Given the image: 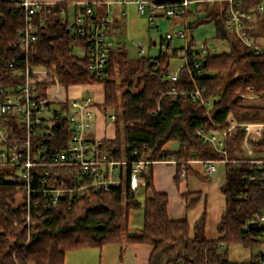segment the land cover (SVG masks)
Segmentation results:
<instances>
[{
	"label": "trees",
	"instance_id": "trees-1",
	"mask_svg": "<svg viewBox=\"0 0 264 264\" xmlns=\"http://www.w3.org/2000/svg\"><path fill=\"white\" fill-rule=\"evenodd\" d=\"M79 1L89 2L94 7L91 19L104 12L105 6L97 2L106 0H64L51 6V14H46L47 7H44L35 17L39 39L28 60L33 66L52 72L67 94L82 85L104 87V102L99 109L105 115L114 116L116 137L100 141L101 154L110 161L125 163L118 171L121 185L104 194H91L70 207L65 198L57 206L41 209L43 218L34 216L37 224L32 227L19 222L24 210L16 205L17 185L0 181V264H65L66 255L71 251L102 249L108 244L152 246L151 264L161 257L165 264L180 261L184 264H260L258 257L232 263L227 247L239 244L253 249L264 244V240L258 238L262 229L250 227L255 216L264 213V169L260 170L257 165L264 160L244 156L245 133L239 127L228 133L226 153L204 143L196 133L200 129L204 132L228 131L231 119L238 124L264 123V109L245 107L242 97L250 94L252 89L253 95L264 100V52L256 54L243 46L236 36L228 34L226 38L230 41L231 51L206 56L203 76L193 78L189 72L191 67L183 66L178 81L172 83L167 75L171 72L173 55L161 50L156 56L134 60L124 46H119L111 51L106 69L100 74L93 73L87 55L78 57L72 51L78 47L87 52L89 43L79 35H72L68 16L63 18L59 14L61 10L69 12L71 4ZM215 6L203 14L193 13L188 8L181 16L187 22L185 31L190 50L197 46L190 33L200 26L214 23L217 38L222 36L226 18L222 5ZM254 7L252 1L244 4L248 11ZM41 18H46L45 26L38 24ZM25 26L20 0H0V84L9 80L8 63L16 56L12 46ZM239 70L240 74H236ZM171 87L175 88L176 94H168ZM198 88L203 89L201 97L209 103L207 107L201 100L192 101L188 95ZM68 131L63 125L52 132L53 137L47 135L43 142L51 149H59L66 145ZM174 143L178 144L177 149L168 148ZM260 146L264 149V137ZM224 160L226 181L221 192L226 209L218 224L221 236L207 240L199 234L189 239L188 222L172 221L168 216V195L155 191L152 165L174 161L176 181L183 170L186 175L209 181L210 178L200 176L192 169L191 162ZM140 161L147 163L144 185L132 189V170ZM69 174L55 169L52 184L79 186V179ZM138 191L144 195L143 202L136 198ZM182 197L187 209H192L199 204L202 195L186 193ZM89 204L94 206L86 210L75 226H69L68 219ZM111 204L123 206L124 230L122 224L113 225L115 214L108 207ZM134 207L142 208L144 213L143 226L136 231L128 228V216Z\"/></svg>",
	"mask_w": 264,
	"mask_h": 264
},
{
	"label": "built area",
	"instance_id": "built-area-1",
	"mask_svg": "<svg viewBox=\"0 0 264 264\" xmlns=\"http://www.w3.org/2000/svg\"><path fill=\"white\" fill-rule=\"evenodd\" d=\"M252 1L255 9L264 13V0H214L210 3L222 5L225 14V31L236 36L243 46L262 54L264 49L251 37L248 30L250 12L244 9V4ZM25 14L26 26L18 33V41L13 44L16 56L8 63L10 77L8 82L0 84V181H10L17 185L19 195L17 206L24 210L19 222L27 226H35L36 218H43L41 209L48 210L57 206L66 198V204L86 198L91 194H104L113 187L121 185L118 171L124 162H113L106 155L101 154L100 140L91 137L95 122L96 104L88 95L91 85H82L84 89L80 95L67 94L57 77L45 68L30 64L28 55L39 39L38 26L35 17L47 7L46 14H51V6L33 0H20ZM113 3L128 6L134 4L138 13L149 18L150 23L159 16L172 18L182 16L191 5L189 0H179L175 4L169 2L161 5L155 0H117L105 1L97 4L105 6L104 12L94 16V7L89 2L79 1L71 4L73 19L69 24L72 35H79L89 43L88 51L84 53L90 60L89 69L93 73H102L109 62L110 53L114 43L109 35V26L112 18L109 6ZM201 4V2H196ZM108 7V8H107ZM60 16L67 17L65 10L60 11ZM40 26H45L46 18L38 21ZM174 34H167L162 44V49L167 50L168 42L173 40ZM176 37L187 41V33L178 31ZM214 48L208 42L197 45L194 50L186 43L181 58L183 65L174 72H169L167 79L176 83L179 79L180 69L183 66L191 67L190 75L193 78L203 76L204 59L212 54ZM146 46L139 47V53L145 55ZM86 90V91H85ZM171 87L168 94H176ZM203 89H196L188 93L192 101L201 100L203 106L208 102L202 99ZM245 99L251 97L252 89ZM254 96V95H253ZM114 121V116H110ZM66 125L69 137L66 145L59 149H51L43 141L48 135L53 137V131ZM228 131L212 130L197 131L204 143L210 144L220 153H226L225 140L228 133L239 127L245 133L244 146L249 156L253 155L251 146L258 144L264 137V124L242 123L230 120ZM173 162L174 161H167ZM222 162H203L204 177L212 178ZM236 165V161L233 162ZM260 170L264 169V162H258ZM55 169L70 172V176L78 178L79 186H55L52 178ZM147 172V163L140 161L132 170L131 187L136 189L144 185V175ZM182 178L186 177L183 170ZM35 216V217H34ZM253 223L262 226V233L258 238L264 240V213L255 216ZM18 222L15 223L17 225ZM260 264H264V253L258 255ZM177 264H184L183 261Z\"/></svg>",
	"mask_w": 264,
	"mask_h": 264
},
{
	"label": "crops",
	"instance_id": "crops-1",
	"mask_svg": "<svg viewBox=\"0 0 264 264\" xmlns=\"http://www.w3.org/2000/svg\"><path fill=\"white\" fill-rule=\"evenodd\" d=\"M33 1L44 5L53 6L55 4L62 3L64 0H33ZM106 1L115 2L117 0H106ZM205 3L206 2H201V4H195L194 8H190L191 6L190 5L189 9L193 13L203 14L206 9H212L216 7L215 4H218V3H214L213 5L209 6V5H205ZM131 6H134L137 9L136 5L134 4L123 6L113 3L109 6L110 15L112 18V23L109 26V35L112 42L114 43V48L119 47L121 45H116V43L114 42L113 31H115V29L120 25L122 21L127 20L126 18L129 15V9ZM104 9H106V7ZM73 13L74 11L73 8L71 7V10L67 12L69 20L71 17H73ZM250 16H251L250 20L247 24L248 30L250 34H252L251 37L253 38V40L256 43H258L257 36L264 37V13L260 14L256 9H253L250 12ZM158 18H165V17L159 16ZM175 18H179L178 22H182L184 24V30H179V31H185L187 27V22L183 21L181 16H177ZM165 19H171V18H165ZM178 22H175V24H178ZM207 25L212 26L213 30L208 31L209 33L206 36L207 39H204V41H201V43L203 42L209 43L210 38H211L210 41H214L217 39H226L229 41V39H227L226 37L228 34L231 33H228L225 30H223L222 36L220 38H217L216 25L214 23H210ZM191 37L196 43V45H199L198 41H196V38L194 37V32ZM164 40L165 38H162L160 41V51L162 50L168 52L173 56H177L179 53L181 55V49H183L186 46V43L189 44L188 40L187 41L184 40V45L181 48H174L173 40H171L167 44L168 45L167 50H163L162 44ZM158 44L159 43L156 40L152 42L153 47H156ZM259 45L262 46L261 44ZM262 48L264 49V46H262ZM148 56H155V55L148 54ZM93 86L95 85H91L87 88L92 89ZM84 89H78L76 87L75 89H73V91L77 90L75 94L80 95L83 93L82 91ZM244 100H245L244 106L247 108H254L258 110L264 109V100L260 96L254 95L251 97H247ZM103 102H104V87H103V100L100 104L98 103L96 104L95 122L91 133V137L100 141L113 140L116 137V128L114 125V121L110 119V116L105 115L99 109V106ZM233 120L236 121L235 119ZM249 123L264 124L260 122L259 123L249 122ZM261 141L258 144H254L251 146V149L253 151L252 156L247 155L245 146H243V149L245 151L244 156L252 160H264V149L260 146ZM190 166L200 176H204L203 162L194 161L191 162ZM152 171H153V185L155 191H157L158 193L167 194L169 197V206H168L169 218L172 221L188 222L190 227L189 236H188L189 239H193L199 234L200 235L202 234L204 238L207 240L217 239L221 236L218 231V224L220 222L219 216H221V214H223L226 209L225 198L223 196V200H222L220 196L223 195L221 192V188L226 181L225 165L220 164L218 172L209 181H202L196 175H186L185 178H182L181 176V178L178 181H176L175 177H176L177 169H176V164L173 162H167V161L155 162L152 165ZM186 193L201 194L202 197L199 202V206L195 207L193 210H188L186 207V202L182 197ZM215 198H217V200L219 201L218 206H215L212 209L210 208L209 210L207 208V204L208 202L215 200ZM139 229H130V230L136 231ZM122 252L124 253L126 264H151L153 247L145 244H130V245H125V247L122 248ZM154 264H165V259L161 257Z\"/></svg>",
	"mask_w": 264,
	"mask_h": 264
},
{
	"label": "rangeland",
	"instance_id": "rangeland-1",
	"mask_svg": "<svg viewBox=\"0 0 264 264\" xmlns=\"http://www.w3.org/2000/svg\"><path fill=\"white\" fill-rule=\"evenodd\" d=\"M191 6L190 8H194L196 2H206L205 5H213V3H210L214 0H190ZM137 9L134 6H131L129 9V15L127 16V20H124L120 23V25L113 31V40L116 43V45L124 46L129 57L137 60L142 57H147L148 54L152 55H158L160 52V41L162 38H165L168 33L174 34L173 38V46L174 48H181L184 45V40L179 39L176 37V33L179 30H184V24L182 22H178L179 18H171V19H165V18H156L151 24L148 20L147 16H143L136 11ZM72 17L70 18V21L72 22ZM175 22H178V24H175ZM213 30L212 26L205 25L202 27H198L194 31L190 33V37L192 36L194 32V37L196 38V41H198V44H201V41H204V39H207L208 31ZM258 40L257 42L264 46V37L257 36ZM156 40L159 44L156 47L152 46V42ZM211 40V38H210ZM209 44L213 46L214 50L212 52L213 55H221V54H228L231 51V45L228 40L226 39H217L214 41H210ZM257 43V44H258ZM258 44V45H259ZM140 46H146L147 47V53L145 56L141 55L139 53V47ZM260 46V45H259ZM261 46V47H262ZM73 54L78 57H84L85 53L81 48L74 47L73 48ZM182 56L180 53L177 56H174V58L171 59V65H170V71L174 72L178 68H180L183 65V60L181 58ZM240 70L238 72H235L236 74H240ZM89 91L86 93H89L92 100L95 102V104H100L103 100V86L102 85H95L92 87V89H88ZM77 90L73 91L70 90L68 93L72 96L77 95L75 94ZM253 96V95H252ZM102 112V110H101ZM103 113V112H102ZM94 125V124H93ZM168 148L171 149H177L178 144H170ZM223 200V195H220ZM137 200L140 202L143 201L144 195L141 193V191H138L136 195ZM218 200L215 198V200H212L208 202L207 208L210 210L215 206H218ZM94 205L89 204L86 207H83L80 211H78L73 217H70L68 219V225L73 227L75 226L76 222H78L80 219H82L85 215V212L88 208L93 207ZM199 206V204H197ZM196 206V207H197ZM109 209L114 212V221L113 225L118 226L122 224L123 230L125 226V218H124V209L122 205H116L111 204L108 205ZM195 208V207H194ZM188 209V210H193ZM129 221H128V228L130 229H139L143 225L144 220V213L142 208L134 207L130 210L129 213ZM221 216H219V219H221ZM125 247V244L123 245H117V244H108L105 245L102 249L100 248H86L78 251H71L67 253L65 258V264H126L124 253L122 252V248ZM228 250V257L229 260L232 263H242V262H248L253 257H258V254L264 253V245L260 244L254 247L253 249H246L243 246L239 244H231L227 247Z\"/></svg>",
	"mask_w": 264,
	"mask_h": 264
},
{
	"label": "water",
	"instance_id": "water-1",
	"mask_svg": "<svg viewBox=\"0 0 264 264\" xmlns=\"http://www.w3.org/2000/svg\"><path fill=\"white\" fill-rule=\"evenodd\" d=\"M179 0H155V3H157V4H159V5H161V4H163V3H166V2H169V3H171V4H175V3H177ZM206 62H204V64H205ZM253 226H256L257 228H261L262 226H258V225H256L255 223H252L251 225H250V227H253ZM101 228V227H100ZM263 228V227H262Z\"/></svg>",
	"mask_w": 264,
	"mask_h": 264
}]
</instances>
